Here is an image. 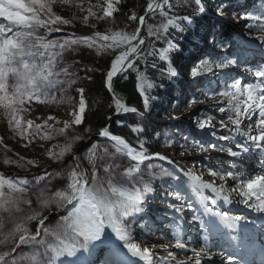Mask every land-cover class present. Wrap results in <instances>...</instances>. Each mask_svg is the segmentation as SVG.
Returning <instances> with one entry per match:
<instances>
[{
    "label": "snow or ice",
    "instance_id": "1",
    "mask_svg": "<svg viewBox=\"0 0 264 264\" xmlns=\"http://www.w3.org/2000/svg\"><path fill=\"white\" fill-rule=\"evenodd\" d=\"M121 2L96 0L93 3L87 0L85 9V0H0V115L6 117L8 126L18 136L28 141L25 147L33 143L36 137L42 140L64 138L63 144L54 146L58 151L47 150L48 157L56 161L62 171L45 172L31 179L0 172V264H93L91 253L99 247L98 242L102 244L108 239L106 229L120 243H112L114 251L103 260V264H137V260L144 264H202L203 256L210 258L214 255L227 261V264L237 261V256L227 248L219 253H210L208 247L190 249L180 230L173 232L175 242L172 247L184 253L191 251L192 255L186 259H178L177 253L169 250V245L144 246L143 242H137L129 227L131 219L126 218L143 213L146 194L154 191L145 179L146 173L156 175L152 171L154 165L146 162L158 159L173 163L167 156L159 152L149 153L143 143H140L139 148L133 147L122 135L110 131V126H104L97 132L99 137L110 142L109 145L101 147L98 142H94L85 150L90 171L81 167L80 159L74 152V145L84 136L68 135V130L82 125L90 109L85 88L83 85L77 86V82L92 80L90 73L94 70L87 68L85 75L81 76L77 69L80 61L69 62L66 54L71 55L79 47L86 46L95 49L97 54L108 55L109 66L105 69L103 85L111 94L109 108L114 106L113 114L117 116L122 113L137 114L139 110L136 107L128 106L115 93L114 78L120 76L127 79L126 74L130 69L137 72L138 90L147 106L145 77L139 72L137 61L146 58V55L157 54L161 60L168 61L166 69L169 77L179 75L168 55L170 50L176 48L171 40L167 41L166 48L147 52L142 48L147 47L146 37L142 34L146 26L145 17L158 13L164 18L159 25L146 26V36L159 40L168 33L170 27H178V21L191 24L193 14L206 11L202 0H190L195 5L193 14L172 16L170 13L175 7L172 0H147L144 15H129L128 19L137 22L130 32L108 28L105 32L96 31L92 35L72 34L62 40L50 38L52 33L63 31L62 26L72 24V20L58 14L57 9L63 11L77 6L81 12L87 11V15L82 18L87 24L89 17H95L97 21L114 18ZM98 12L102 15H97ZM73 19L79 17L73 14ZM245 19L255 22L246 23L247 28L256 27L264 32V11ZM261 39L264 40V37ZM155 40H151L149 45L154 44ZM237 63V60H228L213 65L212 62L202 61L201 66L194 67L190 75L195 79L213 72L214 66L222 69ZM248 71L252 72L254 82L242 83L240 79H234L229 86L231 91L221 93L227 104L218 110L227 116V121L221 119L222 134L217 136L215 130L211 132L217 140L228 141L237 150L223 144L210 146L233 158L242 157L252 148L259 149L261 172L254 176L246 175L243 167L235 162H230L228 167L210 164L207 170L213 179L205 180L203 173H197L192 168L187 171L180 168L179 171L186 178L181 182V176L174 171L163 167L159 171L161 177L178 182L171 186L174 200H184L182 193L187 185L203 209L194 218L205 233L227 243L236 237L225 229H235L240 218L230 217L228 212L220 211L219 201L232 204V194L235 193L247 207L264 213V65ZM152 86L151 81H148L147 87ZM70 89L77 93L78 98L70 94ZM33 102L39 105H68L67 118L61 121L55 115H48L42 123L36 122L39 116L36 119L26 118L32 111ZM192 103H197V100L193 99ZM213 119L208 117L198 122V127L214 129ZM117 123L123 126V121L118 120ZM131 131L143 133L140 127L132 128ZM2 142L3 137H0V144ZM109 147L112 151H109ZM68 155L73 156L71 165L65 160ZM125 159L126 165L122 162ZM3 163L23 167V164L7 156ZM27 163L33 165L35 161L28 160ZM229 180L236 182L234 187L228 186ZM205 190H210L216 198L205 195ZM209 201L217 205V210L208 206ZM167 207L181 213L179 219H183V203H169ZM187 207L191 209L193 206L189 203ZM52 212L62 214L54 224L46 223ZM33 223L34 230L30 227ZM176 227L179 229V225ZM22 246L29 251L18 253L17 250ZM157 247L162 248L166 255L155 253ZM69 257L75 259L68 260ZM239 264L247 262L241 257Z\"/></svg>",
    "mask_w": 264,
    "mask_h": 264
},
{
    "label": "rangeland",
    "instance_id": "2",
    "mask_svg": "<svg viewBox=\"0 0 264 264\" xmlns=\"http://www.w3.org/2000/svg\"><path fill=\"white\" fill-rule=\"evenodd\" d=\"M143 0H131L132 5L134 6L133 10L135 11V7H138L140 3H142ZM241 1V0H238ZM237 1V3H238ZM244 1V0H243ZM241 1L239 5L243 3ZM93 3L96 2V0H92ZM247 2V1H245ZM88 3L87 0H85L84 7L87 8ZM233 6L232 9L233 12L236 14H231L225 18L229 19L228 22H230L231 26L227 27L230 28L232 32L237 33L236 41L235 39L231 40V43L233 46L236 45V48L239 47L241 49L245 48L248 49V52H253V54L256 52L259 55L262 54L260 60V64L264 65V40L261 39V37H264V32H262L259 28H252L249 29L244 23L246 20L245 17L250 15H260L262 11H264V0H250L249 3H247L242 11L237 10L234 6V4L229 3H223V4H215L212 5L213 9L206 10L203 14L207 15L210 19L204 20L203 14L201 13H195L194 11L183 9V8H177L174 7L172 13L170 15L172 16H184V15H190L193 14V23L188 24L186 21L181 22L178 21V27L176 28H169L170 33V39H168L167 34V40H171L175 45L177 50L173 49L169 52V58L172 62V65L176 68L179 67L178 71L179 73H182L185 77L186 83L190 84V82H193V84H190V94H188L190 97L183 98L182 94H180L181 100L179 103L175 106L176 102L173 100L174 96L178 94L174 90L176 88H169L168 86L171 85L174 80L171 79V82H162V79L167 77V69L166 66L168 64L167 60H161L159 55L153 54V55H146V58L137 61L139 65V72L142 74V71L145 66L154 68V71L156 73V79L157 85H153L150 88V96H147L148 98V104L147 106L143 103V97L139 93L138 90V84L139 81L137 80V72L130 70L126 75L127 79H124L123 77H119L118 80H120V83L123 82H131L133 90L127 91V92H121L128 100H131L134 105L132 107H136L139 112L137 114L127 113V114H121L119 116L112 114L111 119H109V126L111 129H117V133L122 135L124 138L128 139L132 144L133 147L139 148L140 143L144 144V147L149 151V153L152 152H159L162 155H165L168 157L169 160L173 161V163L170 164H164L160 163L159 161L155 162L159 169L157 171V174H159L160 168L163 167L165 169L174 171L176 175L181 176V182L185 180L186 178L182 177V173L178 171V169L183 168L185 171H187L189 168H192L193 171L197 173H203L205 180H211L212 177L208 174V166L211 165H222L224 167H228L230 162L237 163L238 166H242L245 174L249 175L252 171L251 168L255 169L258 173L260 172V166L259 163H256L255 160H253V155H255V148H252L249 153L244 154L242 157L239 158H233L229 155H227L225 152H220L217 149L212 148L211 144H217L221 145L223 144L225 147H233V150L235 149L233 144H230L228 141H219L215 137L211 135V132L213 130L216 131L217 136L223 133V129L221 127V119H224L227 121V116L223 113L219 112V107L226 106L227 100L225 97L221 95L224 91H231V88L229 87L233 82L234 79H240L243 82H254L255 78L252 75L251 71H248V67L250 68L249 64L245 65H239V61L242 58L241 56V49L240 54L233 55L232 53H227L225 55L223 53L224 48L227 43L224 41V39H219L218 42L224 43L223 45H215V50H218L217 52H220L219 57L211 58V61L213 65L219 64L221 62H227L228 60H237L238 63L236 65L227 67V68H217L213 67V72H210V77H207L208 73L195 78L194 80L191 75L190 71L192 67H200L203 57L194 58L191 59L188 54L186 55L184 51L187 49L185 43L186 41L192 42L195 39H199V34H206V36L209 37V40L205 38V42L207 44H211V40L214 38L215 35L213 33V24L217 23H223L226 24L224 20V16L222 12L226 9H230ZM259 6L260 11L257 13H252V9ZM119 8V11L117 13H114V18H105L104 21H97L95 17H89L88 23L85 24L83 21V17L87 15V11L81 12L77 6H72L69 8H65L63 11H60L57 9L58 14L64 16L67 19L72 20V24L67 26H62L63 31L61 32H54L51 34L52 39H65L69 37L72 34H75L76 36H83V35H92L96 31L105 32L106 29L112 28L113 30H125V31H132L134 28L133 24H129V11H126L122 8L121 3L117 6ZM93 11H96V9H93ZM73 14L75 16L79 17V19H73ZM216 14L220 16L216 17ZM97 15H102V13L98 12ZM237 21H235V18H237ZM222 18V19H221ZM163 17H161L158 13L157 14H151L148 15L146 18V26L147 24H154L159 25L163 21ZM239 19H241L239 21ZM234 20L235 22L233 23ZM216 21V22H215ZM249 23H255L253 21H250ZM95 24V27H92V25ZM212 24V25H211ZM208 25V26H207ZM233 25V27H232ZM146 26L143 29L145 30V37H146V46H143L142 48H145L147 51H152L153 49H161L167 42H165L164 35L159 40H155V38H148L146 36ZM225 26V25H224ZM182 29V30H181ZM218 29V28H217ZM216 29V30H217ZM207 31V32H206ZM206 32V33H204ZM215 32V30H214ZM232 35V34H230ZM213 37V38H211ZM229 36H226L228 38ZM234 38V37H233ZM151 40H155L154 44H150L149 42ZM217 42V40H215ZM238 42V45H237ZM255 43L257 48L252 47ZM185 45V46H184ZM235 48V49H236ZM251 48V49H250ZM183 51V52H182ZM184 53V54H183ZM226 53V52H225ZM236 53V52H235ZM183 55L188 59L187 61H183L185 58H183ZM194 55V53L192 54ZM66 58L71 62L72 60H78L80 61V64L77 66L78 71L80 72L81 76L85 75V69L92 68L94 71L90 73L92 75V80H79L77 82V86L83 85L85 88V95L88 103L91 102H100L104 103L107 108H109V104L111 103V94L104 88L103 85V77L105 73V69L109 66V56L105 54H97L95 49H89L86 46H81L78 48L77 52L67 55ZM254 58V57H253ZM256 59V58H255ZM258 59V58H257ZM256 59V60H257ZM183 61V62H182ZM207 61V60H206ZM251 62H255L254 60ZM249 63V62H248ZM178 64V65H177ZM243 64V63H241ZM177 65V66H176ZM193 65V66H191ZM191 66V67H190ZM242 66V67H241ZM238 68L241 70L242 74L240 75L236 71H232L233 69ZM245 68V69H244ZM255 70V69H253ZM183 71V72H182ZM225 72H235V73H222ZM212 73H217V77L213 78ZM187 74V76H186ZM231 74V75H229ZM190 75V78L189 76ZM221 75V76H220ZM238 75V77H237ZM220 76V77H219ZM173 85V84H172ZM186 85V84H185ZM193 86V87H192ZM166 87V89H165ZM174 87V86H173ZM192 87V89H191ZM172 89V91H171ZM194 93H193V92ZM71 92V90H70ZM105 92H108L110 97H105ZM170 92H173L171 94ZM77 96V93H75ZM199 95V96H198ZM201 97L203 96H213L219 103H221L220 106H212L209 109H202L199 111V113H194V111L199 108V105L201 102ZM78 98V97H77ZM197 100V103L193 104L192 100ZM199 101V102H198ZM142 104V105H140ZM65 106V107H64ZM32 111L29 115L26 116V118L36 119L37 116L40 117V119H37V123H42L44 119L47 118L48 115H55L59 120H63L67 118V112L69 111V106L67 105H39L33 102L32 104ZM64 107V108H63ZM200 107L203 108V105ZM114 110L113 108H109ZM167 114L168 116L165 117ZM149 116L150 125L148 126V130L152 125H161L163 130H167L168 126L178 127L177 130H174V139L165 141L163 143L159 142L155 149L150 148V138L148 134L145 132L147 130L144 129L143 124L146 121L145 116ZM221 116V117H220ZM132 117V118H130ZM208 117H214L212 120V124L215 125V128H205L201 129L198 127V122L203 121L204 119ZM254 118V117H253ZM177 119V120H176ZM123 121V126L117 121ZM134 120V121H133ZM174 122V123H173ZM49 123H52V121H49ZM61 125H57L59 127ZM160 126V127H161ZM140 127L143 129L142 134H137L131 131L132 128ZM159 127V126H156ZM90 129V132H87L86 130ZM100 127L94 123L91 120H86L82 125L76 126L75 131L79 134L84 136V139L79 141L80 145H91L94 142H98L101 147L107 146L110 144V142L103 137H99L97 132ZM172 133V132H171ZM0 137H3V142L0 144V172L5 173L6 175L12 176L15 175L17 177H27L31 179L34 176H40L44 175L45 172L50 171L51 165L55 162L54 160L50 159L47 155V150L52 149L53 151H58L57 148L54 146L57 144H61L59 138L56 137V139L53 140H42L39 137H36L33 141V143L28 144L27 147L24 145L28 143L27 140L22 139L20 136L16 134L7 124V119L3 115H0ZM205 143V144H204ZM201 144L206 145L205 150L200 148H195L197 146H201ZM7 146L6 148L4 146ZM43 145V146H41ZM3 150V151H2ZM109 151H112L111 147H109ZM3 152V154H2ZM76 156H80L77 153V150H74ZM2 155L5 158L7 156L8 158L18 161L19 163L23 164V167H18L16 164H4L1 159ZM21 157L24 159L21 160ZM70 158L73 160V156L70 155ZM260 159V157H259ZM28 160H34L35 164L29 165L27 163ZM125 161H127L125 159ZM85 167L91 170V166L88 164L87 160H84ZM255 167V168H254ZM178 168V169H177ZM253 175H256L253 173ZM231 180L228 182L229 187H234L235 185L230 183ZM217 183H220V181L217 180ZM185 189H187V185H185ZM188 194H184V200L183 201H176L173 198V192L172 188L168 185L164 187H160L158 190L157 197H155L152 200V206L155 207V210H158L160 214H154L153 211L151 212L152 207L149 205H145V213L149 212V216H151V219L148 220L150 222H157L159 223V229L153 230L150 232V230L144 229L142 224H145V220L147 218L143 216L142 214H137L134 216L135 222L131 220V223L129 227L133 231V235L136 238L137 242H143L144 246H151V245H169V250L175 251L177 253L178 259H186L187 256H191V251L184 253L180 250H176L172 247V245L175 242V238L173 236V230H168L169 226L167 224H164L162 221H167V217L163 215L166 213V210H170L173 213L175 212L173 209H170L167 207L169 203H183L184 204V212H183V220H182V237L186 240V242L189 245V248H196L200 249L204 248L202 245H198L193 243V238L197 235L204 237L203 228L201 227L198 220H196L194 217L189 216L190 214H200L203 212V209L197 199L196 196H194L190 190H188ZM153 195L155 192H151ZM232 196L238 197L235 193L232 194ZM159 197V198H158ZM240 198V197H239ZM193 199L194 201H191ZM240 202L239 205L241 207H244L248 209L249 211L253 210L249 207H247L240 199H238ZM155 203V204H153ZM191 203L192 208L189 209L187 205ZM143 212V213H144ZM181 213H179L180 215ZM59 213L52 212L49 214V220L46 221V223L54 224L58 218ZM154 215V216H153ZM158 217L162 218V221L159 220ZM56 216V217H55ZM181 216V215H180ZM141 218V219H139ZM130 219V218H126ZM134 222V226L132 223ZM198 222V223H195ZM165 227V228H164ZM35 228V223L33 225V230ZM165 229V230H164ZM196 235V236H195ZM109 238V237H108ZM191 240V241H190ZM99 243V242H98ZM199 246V247H198ZM102 247V246H101ZM155 253L159 255H166V253L163 252L162 248L157 247L155 250ZM87 255V254H85ZM208 256H203L202 261L207 260ZM73 257L67 258L68 260H73ZM63 259V258H62ZM195 259V257H193ZM99 260H101V257L95 261V263L99 264ZM203 263V262H202ZM205 263V262H204Z\"/></svg>",
    "mask_w": 264,
    "mask_h": 264
},
{
    "label": "bare ground",
    "instance_id": "3",
    "mask_svg": "<svg viewBox=\"0 0 264 264\" xmlns=\"http://www.w3.org/2000/svg\"><path fill=\"white\" fill-rule=\"evenodd\" d=\"M238 1V0H237ZM241 1H243V0H241ZM241 1H238V3L236 2H234L233 4H234V6L237 4V6L235 7L237 10H241L242 11V9H243V7L247 4V3H249L250 2V0H244L243 1V3L241 4V5H239V3L241 2ZM245 1H247V2H245ZM232 8H228V9H226V10H224L223 12H222V14H223V16L224 17H227V16H229V15H231V14H236L235 12H233L232 11V9L234 8L233 6H231ZM151 15V14H150ZM236 16H238L237 14H236ZM239 17H237V18H235V21H237V19H238ZM241 19H239V21H240ZM229 21V19L228 20H226L225 22H228ZM233 21V23L235 22L234 20H232ZM241 21H245L244 23H249L250 22V20H241ZM229 23V22H228ZM232 27H233V25H232ZM234 28V27H233ZM169 32V31H168ZM207 32V31H206ZM206 32H204V33H206ZM168 34V39H170V33H167ZM167 34L165 33L164 34V37H165V42H167L168 40H167ZM143 35H145V30L143 31ZM201 35H202V37L204 36L206 39H208L209 40V37L208 36H206L207 35V33L206 34H202V32H201V34H199L198 36H200V38L199 39H195V40H193L192 42H188V41H186L185 43H187V45H186V50L184 51V53L187 55H189V56H191L190 58L191 59H194V58H199V57H203L205 54H209L210 56H212V58H216V57H219V55L215 52V50H213V47H212V45H210V44H207V42H205V38H203L202 39V37H201ZM185 46V45H184ZM143 47V46H142ZM167 47V44H165L162 48H166ZM236 48V47H235ZM237 49V48H236ZM240 47L237 49V53L236 54H240ZM175 50H177V49H175ZM183 52V51H182ZM183 53V54H184ZM194 53V55H192ZM259 53V52H258ZM258 53H254L253 54V52H248V49H245V48H243V49H241V56H242V58H240L241 60L239 61V65H245V68H246V64H249L250 65V67H252L251 69L253 70V69H255L256 68V66H259V65H261L260 64V58H261V56H262V54L261 55H259ZM185 55V56H186ZM184 55H183V58H185L183 61L185 62V61H187L188 59L185 57ZM254 57V58H253ZM257 60H256V59ZM202 59V58H201ZM255 61V62H251V61ZM249 62V63H248ZM241 63H243V64H241ZM246 63V64H245ZM178 65V64H177ZM176 65V66H177ZM191 66H193V65H191ZM190 66V67H191ZM242 67V66H241ZM194 67H192V69H193ZM244 68V69H245ZM178 69H179V67L177 66L176 67V70H177V72L179 73V71H178ZM191 69V70H192ZM131 70V69H130ZM129 70V71H130ZM180 70V69H179ZM128 71V72H129ZM232 71H236V72H238L240 75L242 74V72H241V70H239L238 68H235V69H233ZM183 72V71H182ZM191 72V71H190ZM222 73H235V72H225V71H223ZM142 74H143V76L145 77V95L146 96H150V88L151 87H147V82L148 81H151V83L153 84V85H157V80L156 79H158V78H156V73H155V71H154V68H151V67H148V66H145L144 67V69H143V71H142ZM212 74H215V75H213V78H215V77H217V73H212ZM229 75H231V74H229ZM186 76H187V74H186ZM190 76V75H189ZM120 76H118L117 78H114V84H115V82L117 81V79L119 78ZM171 79L172 80H174V82H172L171 83V85H169L168 87L170 88H176L178 91H179V93H181L182 94V96H183V98H189L190 96L188 95V94H190V84H193V82H190V84H188V83H186V80H185V77L183 76V74L182 73H179V75L177 76V77H174V78H172V77H169V76H167V77H165V78H163L162 79V82H171ZM194 80H196V79H194ZM173 84V85H172ZM186 84V85H185ZM174 86V87H173ZM171 91H172V89H171ZM115 93H117L122 99H123V101L127 104V101H128V99L121 93V92H119L116 88H115ZM181 96V97H182ZM199 96V95H198ZM200 98H201V102L202 103H200V105H199V108H197L195 111H194V113H199V111L200 110H202V109H209L210 107H212V106H220L221 105V103H219L218 101H217V99H215V97H213V96H203V97H201L200 96ZM199 102V101H198ZM201 105H203V108L202 107H200ZM122 114H124V113H122ZM221 117V116H220ZM253 119H256V117H254ZM205 144V143H204ZM202 145L201 144V146H197V147H195V148H200V149H203V151L205 150V148H206V145ZM77 153L80 155V152H79V150L77 151ZM259 157H260V150L259 149H256V151H255V155H253V160H255V162L256 163H258V161H259ZM79 159H80V164H81V167H85V164H84V161L81 159V155L79 156ZM156 160V159H155ZM169 164V163H168ZM86 168V167H85ZM255 168V167H254ZM251 172H250V174L249 175H251V176H254L253 175V173L254 174H257L258 172L255 170V169H253V167L251 168ZM259 171L261 172V169H259ZM231 184H233V185H235L236 184V182H234V181H231L230 182ZM232 199H233V201H235V202H240L238 199H240L239 197H236V196H232ZM191 200H193V199H191ZM194 201V200H193ZM210 208H211V205H208ZM146 207V206H145ZM229 212H234L235 213V217H239L240 218V221H243V222H249L251 225H256V223H258L259 222V219H258V217H256L255 215H253V213L252 212H247V211H245V212H238V211H235V210H229ZM150 213H152V209H151V212ZM202 213V212H201ZM200 213V214H201ZM153 214V213H152ZM176 215H175V217L176 216H178V217H181L180 215H179V213H175ZM189 214V216H191V217H195V215H199V214H190V213H188ZM183 215V214H182ZM143 216H145V215H143ZM154 216V215H153ZM229 216L230 217H233V215H232V213L231 214H229ZM156 217L159 219V220H161L162 221V218L160 217H158L157 215H156ZM183 217V216H182ZM151 219V216H149L147 219ZM139 219H141V218H139ZM205 219H207V217H205ZM183 220V219H182ZM168 221V220H167ZM167 221H162L164 224H167ZM195 223H198V222H195ZM149 225H150V232L151 231H153V230H158L159 229V223H157V222H155V223H153V222H150L149 221ZM142 226H143V224H142ZM144 227V226H143ZM165 228V227H164ZM165 230V229H164ZM168 230H173L170 226H169V229ZM182 232H183V229H182ZM202 233H203V235H204V237H202V236H199V235H195L196 236V238L194 237L193 238V243H195V244H200V245H202L203 247H208L209 249H210V253H219L220 251H222L224 248H227L228 249V251L229 252H232L231 250H230V248L227 246V244L225 243V241L223 240V239H221V238H219V237H217V236H210L208 233H205V232H203V231H201ZM247 237V239L251 242V243H253V241L254 240H263V242H264V238H262V237H259V236H256V235H254V234H249L248 236H246ZM210 239V241H207V240H209ZM107 242H109V243H113L112 242V240H111V238L109 237L107 240H106ZM191 241V240H190ZM255 246H253L251 249H247V252H246V254L247 255H253L254 254V257L253 258H251V259H249V258H247L246 259V257H245V261L247 262V263H250V264H263V263H261L262 261L260 260L259 261V259L261 258V256H263L264 257V248H262V247H257V245H261V244H258V243H253ZM199 247V246H198ZM201 248V247H200ZM197 250H199V249H197ZM100 258V256L98 257V258H96V259H93L92 257H91V259H92V261H93V264H97V263H95V261L96 260H98ZM208 258V260H210L211 262H213V263H215V264H227V261H224V260H221L220 259V257L218 256V255H214V256H211L210 258H209V256L207 257ZM137 258H134V260H136ZM239 259L240 258H238L237 259V261L235 262V264H239ZM99 262V264H103V260L101 259V260H99L98 261ZM205 262V263H204ZM202 264H207V262L206 261H204ZM137 264H144V262H139L138 260H137Z\"/></svg>",
    "mask_w": 264,
    "mask_h": 264
},
{
    "label": "trees",
    "instance_id": "4",
    "mask_svg": "<svg viewBox=\"0 0 264 264\" xmlns=\"http://www.w3.org/2000/svg\"><path fill=\"white\" fill-rule=\"evenodd\" d=\"M228 1L230 2L232 0H202V3L205 6H211V5L220 4V3L228 2ZM172 2L174 3L175 7H177V8H183V9L194 11L195 5H194V3H190V0H172ZM121 5H122V8L125 9L126 11H130L131 9L134 8V6L131 3V0H122ZM146 5H147V0H143L142 3H140L138 5V7H135V15H137V17L140 16V15H144L145 14ZM203 19L204 20H209L210 18L207 15L203 14ZM129 24H133L134 27H136L137 22L129 20ZM115 87H116L117 90H119L121 92H127V91H130V90L131 91L133 90L131 82L120 83V80H118V79L115 82ZM70 94L73 95L74 97H77L76 94H75V91H73V90H71ZM105 97L106 98L110 97L108 92H105ZM140 105H142V104H140ZM89 106H90V109L86 112V120L87 121L88 120L93 121L100 128H102L104 126H108L110 124L108 117L112 116L113 109L107 108V106L104 103H100V102H91L89 104ZM130 118H132V117H130ZM145 120L146 121L144 122L143 127H144L145 130H147L145 132L148 134V136L150 138V145L149 146H150L151 149H155V146L159 142L163 143L164 140L168 141V140L174 139V132L173 131L177 130L178 127L168 126L167 130H163L161 125H156L155 124V125H152L149 128V130H148V126L151 124L150 120H149V116L146 115L145 116ZM156 126H159V127H156ZM114 130L118 131L117 129H114ZM73 134H78V133L75 130H73V129H69L68 130V135H73ZM59 140H60L61 144L64 143V138L63 137H60ZM88 146H89V144L88 145H80L79 142H77L74 145V150H77V151L79 150L80 155H81V159L83 161L85 160V154L84 153H85V150L88 148ZM2 154H3V152H2ZM3 160H4V157L2 155L1 161L3 162ZM65 160H66V162L69 165H71L72 162H73V160L70 158V155L66 156ZM122 162L125 165L127 164V161H125V160L122 161ZM155 162H157V161L153 160V161H150V162H146V163H152L154 165V168L152 169V171L155 172L156 175L150 176L147 173L145 174V179L149 181V183L151 184V186H152V188L154 189V192H155L154 195L152 193L146 194V197H145L146 204L145 205H149L150 207H152L153 213L159 215L160 212L158 210H155V207L152 206V204H151L152 200L155 197H157V195H159L158 194V190H159L160 187H164L166 185L171 187V186L177 184L178 182L175 181V180H171L170 178H167V177H161L159 174H157L159 166ZM57 171H62V169L59 168L58 163L55 161L51 165L49 172H57ZM53 183L55 184L56 182L54 181ZM182 194L183 195L184 194L191 195L190 193H188L187 189H185V191H183ZM191 201H193V200H191ZM59 214L61 215L62 213H59ZM60 215H58V218H56V220L59 219ZM163 215H165L167 217V219H168L167 225L170 226L173 229V231L180 230L181 233H182V228L183 227H182V223H181L182 220L179 219L180 217H178V216L175 217L176 214L171 212L170 210H166V213H164ZM130 219L135 222L134 217H132ZM134 222L132 223L133 226H134ZM33 225H34V223L30 227L33 228ZM177 225H179V229H177V227H176ZM98 244H99V247L96 248L95 252L91 253V257L93 259H96V258H98L100 256L101 259L104 260V259H106V258H108V257H110L112 255V252L114 251V249L110 248V246H112L111 243H109V242H107L105 240L104 243H102V244L98 243ZM28 251H29V249L26 248V247H23V246H22L21 249L17 250L18 253H20V252L27 253Z\"/></svg>",
    "mask_w": 264,
    "mask_h": 264
},
{
    "label": "water",
    "instance_id": "5",
    "mask_svg": "<svg viewBox=\"0 0 264 264\" xmlns=\"http://www.w3.org/2000/svg\"><path fill=\"white\" fill-rule=\"evenodd\" d=\"M129 14H135V11L133 10V9H131L130 11H129ZM150 15V14H149ZM147 18V16L145 17V19ZM142 34H143V30H142ZM113 87H114V91H115V84H113Z\"/></svg>",
    "mask_w": 264,
    "mask_h": 264
}]
</instances>
